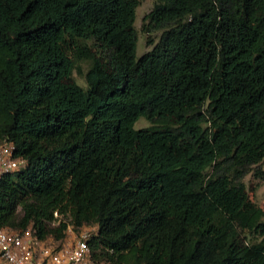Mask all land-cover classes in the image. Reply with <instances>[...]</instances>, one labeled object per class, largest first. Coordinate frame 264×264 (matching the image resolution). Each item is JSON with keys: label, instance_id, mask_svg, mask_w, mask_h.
I'll list each match as a JSON object with an SVG mask.
<instances>
[{"label": "trees", "instance_id": "obj_1", "mask_svg": "<svg viewBox=\"0 0 264 264\" xmlns=\"http://www.w3.org/2000/svg\"><path fill=\"white\" fill-rule=\"evenodd\" d=\"M139 4L0 0V142L27 161L0 226H97L107 264H264V212L234 181L264 160V0H158L140 57Z\"/></svg>", "mask_w": 264, "mask_h": 264}, {"label": "built area", "instance_id": "obj_2", "mask_svg": "<svg viewBox=\"0 0 264 264\" xmlns=\"http://www.w3.org/2000/svg\"><path fill=\"white\" fill-rule=\"evenodd\" d=\"M16 145L0 142V181L20 171L27 161L16 155ZM55 217L60 218L58 212ZM98 235L97 226L77 230L68 227L64 240L42 239L31 226L14 230L0 226V263L2 264H107L94 259L91 242Z\"/></svg>", "mask_w": 264, "mask_h": 264}, {"label": "rangeland", "instance_id": "obj_3", "mask_svg": "<svg viewBox=\"0 0 264 264\" xmlns=\"http://www.w3.org/2000/svg\"><path fill=\"white\" fill-rule=\"evenodd\" d=\"M157 2L158 0H140V4L136 10L135 26L138 32V57L150 51L154 46L153 44H156L162 35V31H145V17L154 8ZM150 41H152L153 44H150ZM80 66L81 72L75 71L74 78L81 86L87 87L85 73L89 68V63L83 62ZM150 124V121L142 118L136 123V128L148 127ZM234 181L245 185L249 199L264 212V160L259 164L244 166L241 170V175L234 178ZM60 218H62V216H60ZM65 219L70 221L69 218ZM69 226L73 227L72 224Z\"/></svg>", "mask_w": 264, "mask_h": 264}]
</instances>
